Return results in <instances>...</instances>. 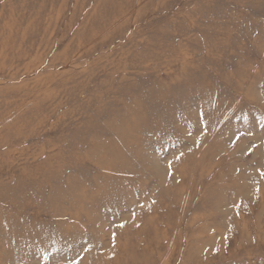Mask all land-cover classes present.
Wrapping results in <instances>:
<instances>
[{
    "label": "rangeland",
    "instance_id": "obj_1",
    "mask_svg": "<svg viewBox=\"0 0 264 264\" xmlns=\"http://www.w3.org/2000/svg\"><path fill=\"white\" fill-rule=\"evenodd\" d=\"M0 264H264V0H0Z\"/></svg>",
    "mask_w": 264,
    "mask_h": 264
}]
</instances>
